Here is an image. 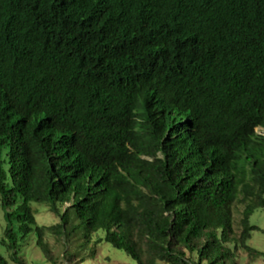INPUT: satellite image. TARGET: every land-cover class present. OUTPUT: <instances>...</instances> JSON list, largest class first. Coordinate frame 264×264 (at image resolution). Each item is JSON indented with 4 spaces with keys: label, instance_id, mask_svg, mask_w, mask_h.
<instances>
[{
    "label": "trees",
    "instance_id": "16d2710c",
    "mask_svg": "<svg viewBox=\"0 0 264 264\" xmlns=\"http://www.w3.org/2000/svg\"><path fill=\"white\" fill-rule=\"evenodd\" d=\"M184 2L0 0V264L78 231L136 264L264 257V0Z\"/></svg>",
    "mask_w": 264,
    "mask_h": 264
},
{
    "label": "rangeland",
    "instance_id": "374dc122",
    "mask_svg": "<svg viewBox=\"0 0 264 264\" xmlns=\"http://www.w3.org/2000/svg\"><path fill=\"white\" fill-rule=\"evenodd\" d=\"M263 130L262 128L259 129V131ZM32 205L39 224L52 225L60 221L59 217L51 211L49 205L37 202H33ZM244 208L245 204L242 202H236L234 205L233 229L235 236H238L241 230L240 220ZM251 221L264 229V208L258 209L252 215ZM73 222L77 223L78 220L75 219ZM4 229V213L0 207V239L4 235ZM100 235H102L101 232L92 233L90 241L87 242L82 231L74 233L69 240L65 236L47 232L45 239L59 264H136L135 260L125 251L113 247L106 241H99ZM249 244L256 249L264 251V232L254 231ZM0 251L8 255L7 251L2 247H0ZM237 254L241 264H264V257L251 259L247 251L241 248L237 250ZM20 255L26 261V264H52L46 260L45 255L33 237L22 244Z\"/></svg>",
    "mask_w": 264,
    "mask_h": 264
},
{
    "label": "clouds",
    "instance_id": "9594fccd",
    "mask_svg": "<svg viewBox=\"0 0 264 264\" xmlns=\"http://www.w3.org/2000/svg\"><path fill=\"white\" fill-rule=\"evenodd\" d=\"M183 1V4L179 7V13H182L185 11V0H181ZM256 129H260V127H257Z\"/></svg>",
    "mask_w": 264,
    "mask_h": 264
}]
</instances>
